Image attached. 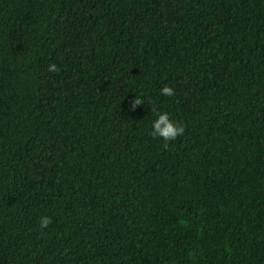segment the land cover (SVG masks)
Instances as JSON below:
<instances>
[{
	"label": "trees",
	"instance_id": "1",
	"mask_svg": "<svg viewBox=\"0 0 264 264\" xmlns=\"http://www.w3.org/2000/svg\"><path fill=\"white\" fill-rule=\"evenodd\" d=\"M0 264H264V0H0Z\"/></svg>",
	"mask_w": 264,
	"mask_h": 264
},
{
	"label": "clouds",
	"instance_id": "2",
	"mask_svg": "<svg viewBox=\"0 0 264 264\" xmlns=\"http://www.w3.org/2000/svg\"><path fill=\"white\" fill-rule=\"evenodd\" d=\"M61 69L58 67L57 63L51 62L47 66V72L49 73H59ZM159 95L161 97H172L175 95V89L169 84H164L159 90ZM144 104V100L141 95L135 94L134 99L131 102L130 107L135 110L137 106ZM151 108V114L155 117L151 121V131L150 135L153 137L161 138L164 142H169L175 140L177 137L184 135L185 127L183 124L174 121L170 117V113L158 109L151 100L148 101ZM52 218L44 215L39 218V229H47L52 223Z\"/></svg>",
	"mask_w": 264,
	"mask_h": 264
}]
</instances>
